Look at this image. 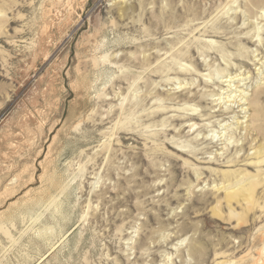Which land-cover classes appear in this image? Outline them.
Returning a JSON list of instances; mask_svg holds the SVG:
<instances>
[{
	"label": "rangeland",
	"instance_id": "374dc122",
	"mask_svg": "<svg viewBox=\"0 0 264 264\" xmlns=\"http://www.w3.org/2000/svg\"><path fill=\"white\" fill-rule=\"evenodd\" d=\"M261 147L264 0H0V264H264Z\"/></svg>",
	"mask_w": 264,
	"mask_h": 264
},
{
	"label": "bare ground",
	"instance_id": "6f19581e",
	"mask_svg": "<svg viewBox=\"0 0 264 264\" xmlns=\"http://www.w3.org/2000/svg\"><path fill=\"white\" fill-rule=\"evenodd\" d=\"M255 154H256L257 160H259V164L261 162L264 163V159H262L263 158L262 147L259 148L258 152L257 153L255 152ZM260 159H262V160H260ZM262 176H261V178H262ZM237 177H241V176H237ZM236 180H237V178H236ZM259 185H260V182L258 180H256V178L249 177V175H245L244 178H242L241 180L239 179V181H237L235 183V185L230 187L231 190L234 189L235 191L233 190L232 193L228 194L229 202H232V200H234L236 198H243L244 200H247L245 202L251 203L253 201L254 193L257 190V187ZM227 191H229V190H227ZM225 192H226V190H225Z\"/></svg>",
	"mask_w": 264,
	"mask_h": 264
}]
</instances>
